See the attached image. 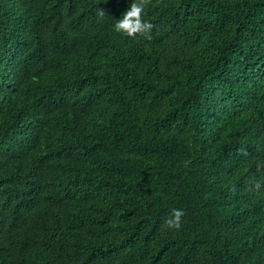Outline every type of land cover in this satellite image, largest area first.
<instances>
[{
	"label": "trees",
	"instance_id": "16d2710c",
	"mask_svg": "<svg viewBox=\"0 0 264 264\" xmlns=\"http://www.w3.org/2000/svg\"><path fill=\"white\" fill-rule=\"evenodd\" d=\"M130 3L0 0V264H264V0Z\"/></svg>",
	"mask_w": 264,
	"mask_h": 264
},
{
	"label": "clouds",
	"instance_id": "9594fccd",
	"mask_svg": "<svg viewBox=\"0 0 264 264\" xmlns=\"http://www.w3.org/2000/svg\"><path fill=\"white\" fill-rule=\"evenodd\" d=\"M144 8L145 0H131L127 10L116 20L115 30L128 37H135L138 34L148 36L152 25L142 18ZM182 215V209H174L173 216L167 223L174 228L180 227Z\"/></svg>",
	"mask_w": 264,
	"mask_h": 264
}]
</instances>
